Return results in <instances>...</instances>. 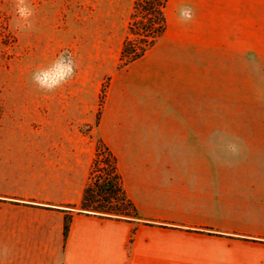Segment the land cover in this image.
<instances>
[{
  "label": "crops",
  "instance_id": "1",
  "mask_svg": "<svg viewBox=\"0 0 264 264\" xmlns=\"http://www.w3.org/2000/svg\"><path fill=\"white\" fill-rule=\"evenodd\" d=\"M164 15L124 70L152 111L116 114L101 136L141 220L66 208L94 146L66 142L23 92L0 100V264H264V0H168Z\"/></svg>",
  "mask_w": 264,
  "mask_h": 264
},
{
  "label": "rangeland",
  "instance_id": "2",
  "mask_svg": "<svg viewBox=\"0 0 264 264\" xmlns=\"http://www.w3.org/2000/svg\"><path fill=\"white\" fill-rule=\"evenodd\" d=\"M132 1L30 0L34 30L19 31L13 26L14 0H0V100L28 91L37 112L48 114L66 142L77 132L79 145L94 149L104 133L118 134L122 122L113 120L116 114L152 111L150 99L133 103L126 69L116 68ZM65 51L78 65L74 77L54 92L39 90L32 72Z\"/></svg>",
  "mask_w": 264,
  "mask_h": 264
},
{
  "label": "trees",
  "instance_id": "3",
  "mask_svg": "<svg viewBox=\"0 0 264 264\" xmlns=\"http://www.w3.org/2000/svg\"><path fill=\"white\" fill-rule=\"evenodd\" d=\"M168 0H133L116 68H126L142 58L154 46L166 29L164 8ZM103 153L99 156V153ZM98 168L102 170L99 171ZM78 213L92 214L117 220H141L128 197L118 171L117 159L106 143L98 138L95 154L90 163L88 177L78 207L67 206ZM71 215L64 218V238L68 234ZM146 224L167 226L162 222L143 221Z\"/></svg>",
  "mask_w": 264,
  "mask_h": 264
},
{
  "label": "clouds",
  "instance_id": "4",
  "mask_svg": "<svg viewBox=\"0 0 264 264\" xmlns=\"http://www.w3.org/2000/svg\"><path fill=\"white\" fill-rule=\"evenodd\" d=\"M13 26L19 31L34 30L32 17L35 10L30 0H14ZM179 18L182 24H188L194 20V10L191 6H183L179 10ZM78 67L71 52H61L49 65L36 68L31 74V82L45 93H51L66 85L75 75ZM226 150L232 154H238L241 149L238 144L226 145Z\"/></svg>",
  "mask_w": 264,
  "mask_h": 264
}]
</instances>
